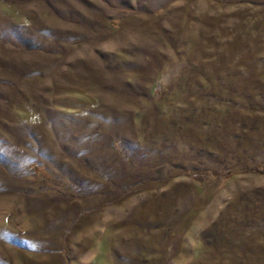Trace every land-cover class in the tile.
<instances>
[{
    "label": "rangeland",
    "instance_id": "obj_1",
    "mask_svg": "<svg viewBox=\"0 0 264 264\" xmlns=\"http://www.w3.org/2000/svg\"><path fill=\"white\" fill-rule=\"evenodd\" d=\"M0 264H264V0H0Z\"/></svg>",
    "mask_w": 264,
    "mask_h": 264
},
{
    "label": "trees",
    "instance_id": "obj_2",
    "mask_svg": "<svg viewBox=\"0 0 264 264\" xmlns=\"http://www.w3.org/2000/svg\"><path fill=\"white\" fill-rule=\"evenodd\" d=\"M254 169H255L256 171H260L259 167H257V166H255Z\"/></svg>",
    "mask_w": 264,
    "mask_h": 264
}]
</instances>
